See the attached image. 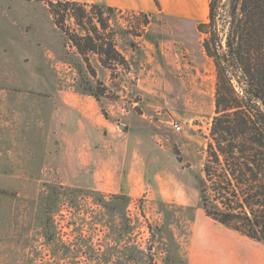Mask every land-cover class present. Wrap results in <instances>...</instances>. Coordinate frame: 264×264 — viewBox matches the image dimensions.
<instances>
[{
    "label": "rangeland",
    "instance_id": "374dc122",
    "mask_svg": "<svg viewBox=\"0 0 264 264\" xmlns=\"http://www.w3.org/2000/svg\"><path fill=\"white\" fill-rule=\"evenodd\" d=\"M207 3L162 0L146 26L103 12L128 57L112 80L89 75L45 2L0 0V89L14 97L0 104V264H242V236L199 205Z\"/></svg>",
    "mask_w": 264,
    "mask_h": 264
},
{
    "label": "trees",
    "instance_id": "16d2710c",
    "mask_svg": "<svg viewBox=\"0 0 264 264\" xmlns=\"http://www.w3.org/2000/svg\"><path fill=\"white\" fill-rule=\"evenodd\" d=\"M36 1L45 2L55 28L91 77L96 72L90 56L112 80L119 69L129 70L103 13L118 10L72 0ZM136 15L148 25L147 14ZM196 30L214 74L199 205L213 223L264 245V0H208L206 20Z\"/></svg>",
    "mask_w": 264,
    "mask_h": 264
},
{
    "label": "crops",
    "instance_id": "0c3cea01",
    "mask_svg": "<svg viewBox=\"0 0 264 264\" xmlns=\"http://www.w3.org/2000/svg\"><path fill=\"white\" fill-rule=\"evenodd\" d=\"M72 1H77L80 3L88 4V5H98L102 7H109V8L118 10V11L130 12V13H135V14L137 13L154 14L158 10L153 0H72ZM157 3L160 7L163 6L162 0H157ZM7 41L8 42H5V44L6 45L8 44L10 46V49H14L15 47L16 48L21 47V45L18 44L14 40L13 36L8 38ZM116 48H117V45H116ZM119 52L125 57V59L128 60V57L123 53V51L119 50ZM96 65L97 67L95 66L94 69L96 73L98 74L100 72V68H99L100 66L98 67V63ZM101 71L104 73L107 72V75H109V72L106 71L105 69H102ZM5 83L8 85L9 82H5ZM2 86L4 85L1 84L0 82V87ZM2 92H5V90L0 89V104L2 102L4 103L6 101V98L10 99L8 100L9 103H12L13 102L12 99H14V97L5 95ZM2 110L4 111V108L0 105V111ZM1 123L2 122L0 121V130L2 131V128L4 127L5 123H2V124ZM228 231H230L231 233L233 232L231 230H228ZM234 233L236 232H233V234ZM242 237L238 239L231 238L234 241H236L238 245L240 246V251L238 255H239V258L242 260V264H264V245L261 243L255 242L253 240H250L246 237H243V238Z\"/></svg>",
    "mask_w": 264,
    "mask_h": 264
},
{
    "label": "built area",
    "instance_id": "2783aa9c",
    "mask_svg": "<svg viewBox=\"0 0 264 264\" xmlns=\"http://www.w3.org/2000/svg\"><path fill=\"white\" fill-rule=\"evenodd\" d=\"M172 127L175 131H179L180 130V126L177 124H172Z\"/></svg>",
    "mask_w": 264,
    "mask_h": 264
}]
</instances>
